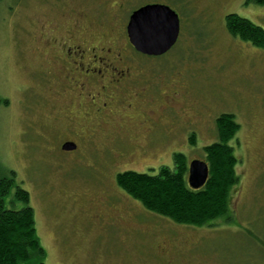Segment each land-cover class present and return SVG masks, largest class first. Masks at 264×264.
Listing matches in <instances>:
<instances>
[{
    "label": "rangeland",
    "instance_id": "1",
    "mask_svg": "<svg viewBox=\"0 0 264 264\" xmlns=\"http://www.w3.org/2000/svg\"><path fill=\"white\" fill-rule=\"evenodd\" d=\"M148 4L168 6L180 21L176 44L159 57L135 52L126 35L131 13ZM228 14L264 30V6L245 0L0 1V179L13 183L7 208L24 207L17 188L29 195L45 253L29 264H264V49L229 35ZM69 29L129 59L122 67L131 68L135 83L116 86L118 97L96 137L100 144L118 134L139 156L126 165L113 152L120 171L156 175L160 167L173 168L177 153L188 163L202 161V148L217 139L216 118L234 116L239 130L230 146L238 183L227 219L202 228L174 224L124 194L104 166L92 180L85 172L90 156L80 160L84 169L70 166L73 154L59 149L56 137L67 128L62 110L75 112L82 98L54 82L41 90L40 109L33 102L39 86L29 74L42 54L50 55L45 41ZM169 99L175 100L171 107ZM142 113L154 116L161 129L141 156ZM76 116V131L92 130L95 121ZM126 116L134 119L129 129Z\"/></svg>",
    "mask_w": 264,
    "mask_h": 264
},
{
    "label": "trees",
    "instance_id": "2",
    "mask_svg": "<svg viewBox=\"0 0 264 264\" xmlns=\"http://www.w3.org/2000/svg\"><path fill=\"white\" fill-rule=\"evenodd\" d=\"M249 3L264 6V0H245V5ZM224 20L229 35L264 49L262 28L236 14H228ZM215 127L216 141L202 148L208 178L199 190L188 186L189 163L180 153L173 155L172 169L160 167L156 175L134 171L118 174L117 187L147 212L177 225L202 228L218 219H227L231 192L238 183V161L230 142L239 125L233 115L221 114L215 120ZM189 142L195 145L194 135ZM12 186L11 179H0V264H29L33 257L43 258L45 253L36 236L28 193L16 189L15 198L24 204L22 209L7 208L4 204Z\"/></svg>",
    "mask_w": 264,
    "mask_h": 264
},
{
    "label": "flooded vegetation",
    "instance_id": "3",
    "mask_svg": "<svg viewBox=\"0 0 264 264\" xmlns=\"http://www.w3.org/2000/svg\"><path fill=\"white\" fill-rule=\"evenodd\" d=\"M41 31H43V28H41ZM87 38L83 33L69 29L63 35L45 41L44 47L47 46L50 55L43 58L42 54L38 68L34 72H29L32 80L39 86V89H34L40 92L33 94V102L42 109L43 93H41V90L43 88L48 89V86L54 82L67 89L75 98L77 92L78 98H82L78 110L73 112L69 108H65L61 112V116L67 122V128L65 132L56 137L60 142L59 149L62 150V147L66 144L73 146L70 166L83 168L80 165V160L84 158L87 160L86 157L90 156L91 161L85 172L91 176L92 180L97 179L95 176L97 169L104 166L107 172H110L111 175L114 174L115 181L118 174L132 171L131 168L120 171L118 163L134 164L139 156L134 154L133 149H127L129 146L128 141L118 134L113 135L111 133L106 137V143L97 144V129L102 127L101 122L104 124V119L108 117L109 106L118 97L119 88L117 89L116 86L119 82L132 85L135 83V77L133 78L130 75V67H127V65L122 67L123 63L127 64L128 58L122 57L120 53H114L108 47L94 46L87 41ZM43 64L47 68L43 69ZM168 102L167 107H171L175 100L171 99L170 101L169 99ZM126 109L130 110L131 105L126 106ZM142 114L146 117L145 121L139 124L143 129V142L141 145H137L141 156L146 153L144 147L154 144V140L158 138L156 134L161 129L154 116L152 117L150 113L147 115ZM76 115L80 116L82 120L95 121L91 126L92 130H89L86 134L76 131L73 124L78 118ZM177 117L179 118V116ZM126 118V125L130 126L129 129L133 126L131 122L134 123V119L129 116H126ZM187 119L184 122L190 121ZM41 130L43 137V122ZM113 152L117 153L118 163L113 158Z\"/></svg>",
    "mask_w": 264,
    "mask_h": 264
},
{
    "label": "water",
    "instance_id": "4",
    "mask_svg": "<svg viewBox=\"0 0 264 264\" xmlns=\"http://www.w3.org/2000/svg\"><path fill=\"white\" fill-rule=\"evenodd\" d=\"M180 33L178 15L168 6L148 4L131 13L126 35L133 49L142 55L159 57L166 54L177 42ZM64 145L63 151L73 150ZM208 178L204 161L193 160L188 166V186L193 190L202 188Z\"/></svg>",
    "mask_w": 264,
    "mask_h": 264
}]
</instances>
